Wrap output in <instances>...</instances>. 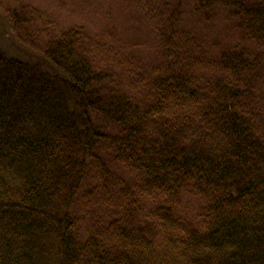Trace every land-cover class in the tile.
I'll list each match as a JSON object with an SVG mask.
<instances>
[{"label":"trees","instance_id":"obj_1","mask_svg":"<svg viewBox=\"0 0 264 264\" xmlns=\"http://www.w3.org/2000/svg\"><path fill=\"white\" fill-rule=\"evenodd\" d=\"M121 2L0 0V264H264V0Z\"/></svg>","mask_w":264,"mask_h":264},{"label":"rangeland","instance_id":"obj_2","mask_svg":"<svg viewBox=\"0 0 264 264\" xmlns=\"http://www.w3.org/2000/svg\"><path fill=\"white\" fill-rule=\"evenodd\" d=\"M40 2L51 4L53 0H40ZM114 4H122V2L121 0H69L66 9L58 10L61 17L66 19V23L76 19L86 25L98 26L100 16Z\"/></svg>","mask_w":264,"mask_h":264}]
</instances>
